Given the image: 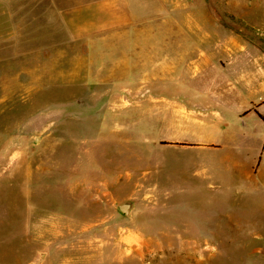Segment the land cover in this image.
Returning a JSON list of instances; mask_svg holds the SVG:
<instances>
[{
    "label": "rangeland",
    "instance_id": "374dc122",
    "mask_svg": "<svg viewBox=\"0 0 264 264\" xmlns=\"http://www.w3.org/2000/svg\"><path fill=\"white\" fill-rule=\"evenodd\" d=\"M130 47L197 110L127 107ZM0 264H264V0H0Z\"/></svg>",
    "mask_w": 264,
    "mask_h": 264
},
{
    "label": "crops",
    "instance_id": "0c3cea01",
    "mask_svg": "<svg viewBox=\"0 0 264 264\" xmlns=\"http://www.w3.org/2000/svg\"><path fill=\"white\" fill-rule=\"evenodd\" d=\"M187 7V6H186ZM184 8V9H181ZM178 10V11H177ZM185 7H182L179 4L176 9H174V14L172 15V21L175 27H177V31H172L170 34L172 37L179 36L182 34V25L185 23L188 25L191 30L194 29L196 25V21L191 16L185 15ZM183 11V12H182ZM181 13V15H179ZM179 16V18H178ZM192 24L194 25L192 27ZM137 35V33H132L128 35V38L131 39L132 35ZM148 32H142L137 36L147 37ZM116 50L112 49V53L114 54ZM116 53V52H115ZM152 50L150 49H139L138 47L127 49V52L124 54L126 56L125 60H118L115 65L111 67L112 71L115 73V78L113 83L117 87H122L125 89V99L127 100V107L136 105H142V108H145L149 111V107H152L153 112H159L163 114H183V113H194L197 109L196 105L200 106L199 99L193 100L192 93L182 92L178 90V82L169 81L165 83L164 80L159 79L165 69H153L150 71V54ZM116 55V54H115ZM121 55V54H120ZM137 57H140L137 59ZM116 60V59H115ZM212 57L206 60L205 66L207 69L210 68V63L212 62ZM160 64V63H159ZM164 68V66H163ZM198 71V69H197ZM260 71V70H259ZM153 72H157V75L154 74L156 79H151L150 76ZM208 73V72H207ZM205 73V74H207ZM198 84V83H196ZM261 84V73L258 72L257 76L253 81L248 80H220L219 82H203L200 83L199 88H205V96L200 99L206 100L207 102L215 103V105H226L229 106L231 103L238 102L244 95V90L246 88L255 89ZM157 87L158 91H155L154 88ZM198 89V86H193ZM170 89L168 92H165L162 89ZM220 89L214 91V89ZM145 104V105H144ZM154 106V107H153ZM204 110L206 109V106ZM216 112V111H215ZM218 112V110H217ZM237 112H240V110ZM187 147H182L184 149H191V143ZM180 148V147H176ZM239 167V166H238ZM238 172H241L243 177L252 179L253 175H251V171L247 170L244 166L241 169H238ZM209 177V175H208ZM209 179V178H208Z\"/></svg>",
    "mask_w": 264,
    "mask_h": 264
},
{
    "label": "water",
    "instance_id": "95a60500",
    "mask_svg": "<svg viewBox=\"0 0 264 264\" xmlns=\"http://www.w3.org/2000/svg\"><path fill=\"white\" fill-rule=\"evenodd\" d=\"M135 202L133 200H127L118 205L120 211L126 215H131L134 208Z\"/></svg>",
    "mask_w": 264,
    "mask_h": 264
}]
</instances>
